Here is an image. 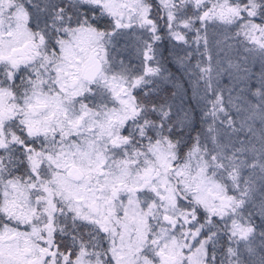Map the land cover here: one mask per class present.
<instances>
[{
  "label": "snow or ice",
  "instance_id": "snow-or-ice-1",
  "mask_svg": "<svg viewBox=\"0 0 264 264\" xmlns=\"http://www.w3.org/2000/svg\"><path fill=\"white\" fill-rule=\"evenodd\" d=\"M0 264H264V0H0Z\"/></svg>",
  "mask_w": 264,
  "mask_h": 264
}]
</instances>
